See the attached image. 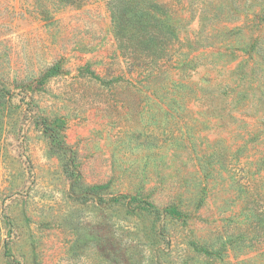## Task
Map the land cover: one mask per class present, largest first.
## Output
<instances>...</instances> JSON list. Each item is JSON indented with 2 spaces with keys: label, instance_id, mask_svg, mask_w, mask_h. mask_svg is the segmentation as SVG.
I'll return each instance as SVG.
<instances>
[{
  "label": "rangeland",
  "instance_id": "rangeland-1",
  "mask_svg": "<svg viewBox=\"0 0 264 264\" xmlns=\"http://www.w3.org/2000/svg\"><path fill=\"white\" fill-rule=\"evenodd\" d=\"M263 8L0 0V264H264Z\"/></svg>",
  "mask_w": 264,
  "mask_h": 264
},
{
  "label": "trees",
  "instance_id": "trees-1",
  "mask_svg": "<svg viewBox=\"0 0 264 264\" xmlns=\"http://www.w3.org/2000/svg\"><path fill=\"white\" fill-rule=\"evenodd\" d=\"M262 10L264 11V8H263ZM230 11H231V10H229V12H228V13H230ZM246 16H247V17H249V16H250V14H247Z\"/></svg>",
  "mask_w": 264,
  "mask_h": 264
}]
</instances>
